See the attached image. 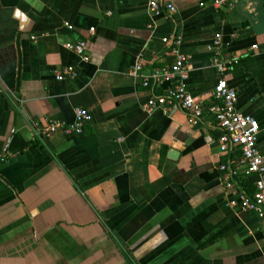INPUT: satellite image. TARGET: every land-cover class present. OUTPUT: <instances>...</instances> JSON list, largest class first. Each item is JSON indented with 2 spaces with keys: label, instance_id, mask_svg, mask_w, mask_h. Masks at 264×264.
Masks as SVG:
<instances>
[{
  "label": "crops",
  "instance_id": "0c3cea01",
  "mask_svg": "<svg viewBox=\"0 0 264 264\" xmlns=\"http://www.w3.org/2000/svg\"><path fill=\"white\" fill-rule=\"evenodd\" d=\"M165 1L170 17H151L147 0H0V264H264V222L226 203L219 166L239 154H220L207 113L220 35L236 60L223 78L264 161V0ZM81 39L86 62L63 47ZM172 50L187 58L197 121L145 112L165 86L131 74L171 65ZM67 67L77 78L55 81ZM75 109L91 116L82 134H35ZM234 182L254 191L253 177Z\"/></svg>",
  "mask_w": 264,
  "mask_h": 264
},
{
  "label": "built area",
  "instance_id": "2783aa9c",
  "mask_svg": "<svg viewBox=\"0 0 264 264\" xmlns=\"http://www.w3.org/2000/svg\"><path fill=\"white\" fill-rule=\"evenodd\" d=\"M226 3L227 0H213L212 6L219 9ZM147 10L151 17L161 15L170 17L175 13L173 4L165 0H147ZM64 27L71 30L68 24H64ZM93 33V29L89 30V35ZM162 42L167 44L168 40L163 39ZM172 43L176 47L180 46L179 39ZM87 45L88 41L81 39L73 43H65L63 47L79 57L81 62H86ZM211 47L214 51L211 65L218 78L213 89V103L208 107L207 113L212 116L221 131L218 138L220 154L226 155L229 152L239 154L237 166L235 165L233 169L226 165L219 166L221 181L227 196L226 203L228 207L254 214L264 222V161L257 146L259 126L254 118L242 115L237 110V90L230 87L223 78L224 74L236 64V60L231 59L226 51L230 47V42L224 43L221 36L216 35ZM171 52L174 61L167 67L157 68L148 75H142V65L137 62L131 71L133 76L140 78L144 89H150L152 86H165L161 95L153 96L146 102L143 106L144 110L147 113L153 110L170 112L173 108H178L187 114L190 120L197 121L202 117L203 109L201 102L187 91L186 82L189 72L187 58L180 55L177 50ZM77 76L78 71L75 68L67 67L55 72L54 80L73 81ZM90 121L91 116L87 110L75 109L73 119L68 124L48 121L43 127H38L36 124L33 127L35 134L42 138L56 133L69 137L82 134ZM238 174L254 178V191L251 195L246 194L234 182V177Z\"/></svg>",
  "mask_w": 264,
  "mask_h": 264
},
{
  "label": "trees",
  "instance_id": "16d2710c",
  "mask_svg": "<svg viewBox=\"0 0 264 264\" xmlns=\"http://www.w3.org/2000/svg\"><path fill=\"white\" fill-rule=\"evenodd\" d=\"M238 182H239L240 185H243V180L242 179L239 178ZM238 182H237V184H238Z\"/></svg>",
  "mask_w": 264,
  "mask_h": 264
}]
</instances>
